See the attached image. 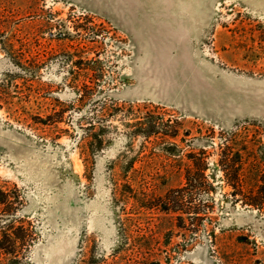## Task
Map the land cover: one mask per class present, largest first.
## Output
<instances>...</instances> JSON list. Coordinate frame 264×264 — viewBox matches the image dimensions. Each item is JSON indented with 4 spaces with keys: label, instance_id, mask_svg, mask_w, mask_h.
I'll list each match as a JSON object with an SVG mask.
<instances>
[{
    "label": "rangeland",
    "instance_id": "rangeland-1",
    "mask_svg": "<svg viewBox=\"0 0 264 264\" xmlns=\"http://www.w3.org/2000/svg\"><path fill=\"white\" fill-rule=\"evenodd\" d=\"M89 120L106 141L86 164ZM200 151L210 209L154 241L160 264H264V0H0V190L36 237L0 264L133 263L123 168L164 193ZM15 217L0 205V233Z\"/></svg>",
    "mask_w": 264,
    "mask_h": 264
},
{
    "label": "trees",
    "instance_id": "trees-1",
    "mask_svg": "<svg viewBox=\"0 0 264 264\" xmlns=\"http://www.w3.org/2000/svg\"><path fill=\"white\" fill-rule=\"evenodd\" d=\"M59 121L61 120H56ZM92 122L87 121L88 125L83 129V138H80L81 141L86 142V147L82 151L86 164L94 162L95 155L106 141L105 137L95 130ZM144 137H150V134ZM188 156L190 163L177 167L184 171L185 183L172 187L164 193L159 192V184L151 178L149 170L134 166V158L123 168V182L117 185L115 195L125 214L122 225L125 236L135 242L131 264H150L151 259H156L157 264H160L162 258L160 247L156 246L154 241L163 239L169 231H195L199 226L198 219L201 214L209 211V204L202 202L214 188L210 181L211 174L207 173L210 169L207 155L205 151H200L190 152ZM222 168L228 182H232L234 186L235 180L239 181L238 185L243 182L242 161L235 166L231 165V160L225 159ZM230 174L234 175L235 180L230 179ZM19 204L22 205V196L18 192L15 191L11 195L0 190V205L3 206V210L16 216L12 227L3 229L0 233V251L13 256L14 260L22 258L36 239L32 224L17 219ZM128 204L130 209L126 208ZM253 204L258 206L260 203ZM131 209L133 211H129ZM169 216L172 217L171 222L167 220ZM114 257L113 262H110L104 256L90 254L82 263L121 264L120 251L116 252Z\"/></svg>",
    "mask_w": 264,
    "mask_h": 264
}]
</instances>
